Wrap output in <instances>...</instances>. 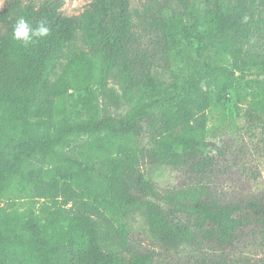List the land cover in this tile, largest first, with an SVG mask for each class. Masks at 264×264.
I'll return each mask as SVG.
<instances>
[{"label": "trees", "instance_id": "trees-1", "mask_svg": "<svg viewBox=\"0 0 264 264\" xmlns=\"http://www.w3.org/2000/svg\"><path fill=\"white\" fill-rule=\"evenodd\" d=\"M65 2L0 9V264H264V180L217 182L247 173L239 120L264 152V0Z\"/></svg>", "mask_w": 264, "mask_h": 264}, {"label": "rangeland", "instance_id": "rangeland-1", "mask_svg": "<svg viewBox=\"0 0 264 264\" xmlns=\"http://www.w3.org/2000/svg\"><path fill=\"white\" fill-rule=\"evenodd\" d=\"M4 1V0H3ZM91 0H66L65 4L62 7V10L65 14H79L80 12L83 11V9L85 8V6L90 2ZM141 0H132L133 2V6H138ZM3 5V4H2ZM2 5H0V9L2 7ZM191 42L189 44H185V59L187 58H191L189 60L190 62V66H186V70L191 71L195 68L193 66V60L192 59H197L199 61H204L207 60V57L213 53V50L211 51L209 48H205L202 42H199L196 39L190 40ZM199 70V69H198ZM179 71V70H178ZM166 79L172 80V75H170V73H166ZM250 78V76L248 77ZM177 79H180V77H178ZM241 83L240 85H244V80H240ZM239 87V85L237 86ZM237 95L236 93H230L227 95V101L226 104L228 106V108L233 112L236 110L234 107H232L233 102H237L238 106H239V112H245L246 108L248 107V102L244 101H239L237 100ZM250 98V96H249ZM210 113V112H209ZM214 113V112H213ZM210 113V114H213ZM252 125L251 127H248ZM248 125L247 123L243 122V120H239L238 121V129H239V133H240V137L244 139V141L246 142V144L248 145L249 148H247L246 152L248 153L246 156L245 161L248 162L246 163L247 165L246 167V171L247 173H243L241 174V172L239 171L238 173H235V171H231V173H226L223 174L222 178L220 180H218V183H223L225 184L227 187L230 188H238L240 187L245 180H247V178L256 181V180H264V152H263V143L262 141L259 139V137H261L259 130L255 127L254 123ZM255 127V128H254ZM211 128L214 130L211 133L210 136V141H211V145L209 146V148H211V150L215 151V144L218 143L219 145H228L232 142V140L229 139V137L231 135H227L228 134V129L225 128L223 125L219 126V123L216 124H211ZM211 129V130H212ZM250 129V130H249ZM249 135V137H248ZM235 141V139H234ZM234 143L232 144V147H234ZM232 153H239L242 154V150H239L238 148H232ZM244 154H245V150H243ZM230 155V153H229ZM250 167V169H253L254 172L250 173V170L248 169ZM161 177L159 178V181H161ZM169 182V184L174 183L175 179L174 178H169V180H167ZM262 253H264V245L262 246V249L260 250Z\"/></svg>", "mask_w": 264, "mask_h": 264}, {"label": "clouds", "instance_id": "clouds-1", "mask_svg": "<svg viewBox=\"0 0 264 264\" xmlns=\"http://www.w3.org/2000/svg\"><path fill=\"white\" fill-rule=\"evenodd\" d=\"M3 4V0H0V5ZM50 28L47 25L46 20H41L33 27L24 17L18 18L12 30V39L18 42H22L24 46L36 43L37 39L44 38L50 35Z\"/></svg>", "mask_w": 264, "mask_h": 264}]
</instances>
